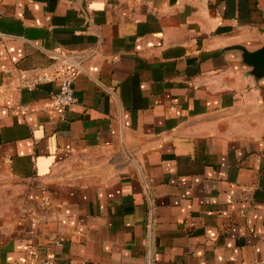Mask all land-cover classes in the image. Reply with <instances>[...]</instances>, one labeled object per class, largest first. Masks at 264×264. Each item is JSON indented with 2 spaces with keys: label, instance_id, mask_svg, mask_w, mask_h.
Segmentation results:
<instances>
[{
  "label": "crops",
  "instance_id": "obj_1",
  "mask_svg": "<svg viewBox=\"0 0 264 264\" xmlns=\"http://www.w3.org/2000/svg\"><path fill=\"white\" fill-rule=\"evenodd\" d=\"M238 46H264V0H0V264L263 259L264 77ZM61 54L64 114L17 79Z\"/></svg>",
  "mask_w": 264,
  "mask_h": 264
},
{
  "label": "built area",
  "instance_id": "obj_2",
  "mask_svg": "<svg viewBox=\"0 0 264 264\" xmlns=\"http://www.w3.org/2000/svg\"><path fill=\"white\" fill-rule=\"evenodd\" d=\"M54 58L57 61V67L52 73L35 70L19 71L17 73L18 88L33 89L45 83L57 82L58 90L51 94L50 108L64 114L77 102L74 95V83L82 73V66L80 62L66 54L55 55ZM21 110L26 112L31 108L25 106ZM254 264H264V258Z\"/></svg>",
  "mask_w": 264,
  "mask_h": 264
},
{
  "label": "water",
  "instance_id": "obj_3",
  "mask_svg": "<svg viewBox=\"0 0 264 264\" xmlns=\"http://www.w3.org/2000/svg\"><path fill=\"white\" fill-rule=\"evenodd\" d=\"M242 53V60L245 65L251 68V75L255 78L264 77V46L256 51H249L243 46L235 47Z\"/></svg>",
  "mask_w": 264,
  "mask_h": 264
}]
</instances>
